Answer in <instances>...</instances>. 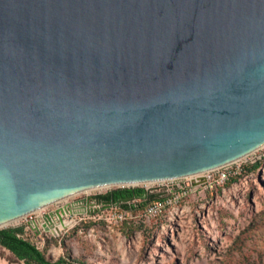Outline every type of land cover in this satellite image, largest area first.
Returning a JSON list of instances; mask_svg holds the SVG:
<instances>
[{"label":"water","instance_id":"1","mask_svg":"<svg viewBox=\"0 0 264 264\" xmlns=\"http://www.w3.org/2000/svg\"><path fill=\"white\" fill-rule=\"evenodd\" d=\"M263 144L264 0H0V226Z\"/></svg>","mask_w":264,"mask_h":264},{"label":"rangeland","instance_id":"2","mask_svg":"<svg viewBox=\"0 0 264 264\" xmlns=\"http://www.w3.org/2000/svg\"><path fill=\"white\" fill-rule=\"evenodd\" d=\"M246 158L236 180L231 181L236 177L232 176L213 189L193 186L180 199H168L169 195L155 214L137 210L125 222L106 219L111 210L122 211L118 205L109 207L93 199L119 188L108 186L66 197L0 229L23 226V237L49 259L64 257L63 264H264V146ZM254 163L256 169H247ZM88 197L87 208L77 207L82 213L64 215L69 223L58 232L52 229L61 208ZM47 214L53 221L49 229L44 226ZM0 257L10 264H26L1 246Z\"/></svg>","mask_w":264,"mask_h":264},{"label":"trees","instance_id":"3","mask_svg":"<svg viewBox=\"0 0 264 264\" xmlns=\"http://www.w3.org/2000/svg\"><path fill=\"white\" fill-rule=\"evenodd\" d=\"M257 165L258 163H254L251 166L246 167L247 169H256ZM232 178L233 179H231V181H234L238 177L236 176ZM135 192H143V188H115L104 193L95 194L93 199L109 207L116 205L118 202V206L116 208L126 211L129 215L132 211H143L149 204H152L158 200H164L168 197L167 195H163V193L158 192L152 194L150 199L143 201L139 205L131 206L126 201L122 202L125 197H128L129 194ZM125 221L126 219L122 222ZM24 230L25 229L23 226L6 227L0 229V245L9 249L11 253H13L19 260L24 261L26 264H63L66 261L64 257H60L57 260L49 259L37 245L23 237L22 234L24 233ZM80 263L82 264L84 262Z\"/></svg>","mask_w":264,"mask_h":264},{"label":"built area","instance_id":"4","mask_svg":"<svg viewBox=\"0 0 264 264\" xmlns=\"http://www.w3.org/2000/svg\"><path fill=\"white\" fill-rule=\"evenodd\" d=\"M245 158V157H244ZM240 159L235 162H231L229 164L220 166L218 168H214L208 171L203 172L200 175H197L193 178H175L172 180H167L163 182H157L154 184L155 186H141V188H147L150 192L155 191V193H163L171 195L168 199H173V198H178L180 199L181 197L185 196L189 190L195 186L196 188L200 187H205L206 189H213L214 187L222 186L224 185L228 179H230L232 176H237L242 173V171L245 168V164H243L246 159ZM247 162V161H246ZM185 182H182V181ZM182 182V183H181ZM119 188H130V187H140V186H135V185H122L118 186ZM167 198L164 200H158L152 204H149L145 208V214H155L158 212V210H161L167 203L168 200ZM118 205V204H116ZM103 217V216H102ZM128 217V213L126 211H120L118 210H111L109 212L108 216H106V219H115L116 222L118 221H123Z\"/></svg>","mask_w":264,"mask_h":264},{"label":"bare ground","instance_id":"5","mask_svg":"<svg viewBox=\"0 0 264 264\" xmlns=\"http://www.w3.org/2000/svg\"><path fill=\"white\" fill-rule=\"evenodd\" d=\"M264 146V144L262 145V146H259L257 149H259V148H261V147H263ZM257 149H255V150H253V151H251L250 153H252V152H254V151H256ZM250 153H248V154H250ZM248 154H246V155H244V156H242V157H240V158H237L236 160H234V161H232V162H235V161H238V160H240V159H242L243 157H245V156H247ZM231 163V162H230ZM227 164H229V163H227ZM226 165V164H225ZM223 166V165H222ZM220 167V166H219ZM218 168V167H217ZM205 172V171H204ZM203 172H200V173H196V174H193L192 176L191 175H189L190 177H195V176H197V175H200V174H202ZM189 176H185V177H180V178H186V177H189ZM175 179V178H174ZM167 180H172V179H166V180H158V181H145V182H132V183H122V184H116V185H101V186H97V187H92V188H88V189H85V190H82V191H80V192H86V191H89V190H92V189H97V188H103V187H108V186H110V187H114V186H122V185H138L139 186V184H142V185H144V186H146V187H149V186H151V185H154V184H156L157 182H163V181H167ZM153 183V184H152ZM150 184V185H149ZM80 192H77V193H80ZM77 193H74V194H77ZM74 194H72V195H74ZM72 195H70V196H72ZM67 197H69V196H67ZM66 198V197H65ZM62 199H64V198H62ZM61 200V199H60ZM59 201V200H58ZM56 202V201H55ZM54 203V202H53ZM47 206V205H46ZM43 208V207H42ZM40 209V208H39ZM76 211L78 212L79 210H77V209H75V213H76ZM69 213V211L68 210H63V212L62 213H59V214H57V216H56V219H55V223H54V225H53V221H47V222H45V224L48 226V228H50L51 227V225H53L54 227L52 228L55 232H58L59 231V229H61L63 226H65V225H67L69 222H67V220L65 221V220H63L62 218H64V215H67ZM29 214V213H28ZM27 215V214H26ZM22 217V216H21ZM20 218V217H19ZM16 219H18V218H16ZM15 220V219H14ZM13 221V220H12ZM8 223V222H7ZM58 223H59V225H58ZM6 224V223H5ZM4 225V224H3ZM2 226V225H1ZM56 234V233H55Z\"/></svg>","mask_w":264,"mask_h":264},{"label":"flooded vegetation","instance_id":"6","mask_svg":"<svg viewBox=\"0 0 264 264\" xmlns=\"http://www.w3.org/2000/svg\"><path fill=\"white\" fill-rule=\"evenodd\" d=\"M143 192H135V193H131V194H129L128 195V197H130V196H134V197H136L137 195H140V194H142ZM155 192H151V194L150 195H148L145 199H140V198H134V199H132V200H128V199H124V200H122V202H124V201H126V202H128V201H134V200H138V199H140V200H142V201H145V200H148V199H150L151 198V196H152V194H154ZM126 198V197H125ZM95 200V199H94ZM116 204H118V202L116 203ZM137 205V204H136ZM139 205V204H138Z\"/></svg>","mask_w":264,"mask_h":264},{"label":"crops","instance_id":"7","mask_svg":"<svg viewBox=\"0 0 264 264\" xmlns=\"http://www.w3.org/2000/svg\"><path fill=\"white\" fill-rule=\"evenodd\" d=\"M1 246V245H0ZM3 249H6L5 247L1 246ZM9 250V249H8ZM3 260V261H2ZM0 264H10L8 261H7V258H2L0 257Z\"/></svg>","mask_w":264,"mask_h":264}]
</instances>
